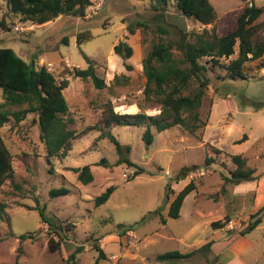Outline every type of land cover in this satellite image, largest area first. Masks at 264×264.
Wrapping results in <instances>:
<instances>
[{"label":"rangeland","instance_id":"1","mask_svg":"<svg viewBox=\"0 0 264 264\" xmlns=\"http://www.w3.org/2000/svg\"><path fill=\"white\" fill-rule=\"evenodd\" d=\"M90 1L83 17L60 15L43 24L14 18L9 30L0 27V47L12 48L25 60H36L57 80L69 79L63 90L71 119L67 128L77 132L63 158H47L35 114L28 113L19 122L11 117L0 127L11 154V171L0 185V264H96V239L104 254L98 264H264V212L257 213L264 205V55L245 63L246 78H229L221 67L209 72L194 132L179 124L160 132L152 126L153 140L146 144L140 125L105 127L102 123L106 103L119 113L139 109L149 115L159 113L157 103L142 94L141 66L159 38H176L179 26L223 35L235 28L245 5H264V0H209L217 18L205 25L182 16L174 0H168L164 11L153 8L156 0ZM7 11V0H0V17ZM258 23L257 36L263 39L264 15ZM158 25L169 33H158ZM78 33H90V37L77 44ZM119 42L131 47L129 57L114 52ZM237 51L236 45L234 53L222 61L236 57ZM89 60L104 79V87L97 88L91 79L70 72L73 67L86 68ZM102 128L110 130L123 147L129 146V152L119 154L113 141L102 137ZM233 154L244 157L247 166L256 170L255 182L225 180L235 167L229 157ZM122 155L143 172L134 176V165L116 163ZM208 157L213 162L205 165ZM101 158H105L104 164H98ZM85 165L93 175L87 184L71 170ZM192 165L198 168L172 180L181 168ZM169 180L173 192L189 180L196 184L184 198L178 218L166 216ZM109 186L114 190L108 199L95 205L94 198ZM59 187L67 188L68 193L51 197L49 190ZM36 205L44 207L50 222L64 227L57 251L48 249V237L58 236L41 221ZM159 212L166 218L164 224ZM225 214L230 220L214 229L211 223L222 221ZM257 216L260 223L239 235L247 221ZM118 225L133 228L119 236L122 227ZM22 233L30 236L20 239ZM210 239L209 248H202ZM175 250L193 254L167 261L155 259Z\"/></svg>","mask_w":264,"mask_h":264},{"label":"trees","instance_id":"2","mask_svg":"<svg viewBox=\"0 0 264 264\" xmlns=\"http://www.w3.org/2000/svg\"><path fill=\"white\" fill-rule=\"evenodd\" d=\"M168 0H156L153 8L164 11ZM8 11L0 17V27L10 29L9 23L14 18L22 22L32 21L36 24H43L54 20L60 15L73 17H83L85 9L91 4L90 0H7ZM176 9L182 16L191 17L201 24H211L217 14L209 0H174ZM264 15V5L251 3L245 5L237 17L236 26L231 31L217 35L203 29L200 32L190 31L177 27L176 38H159L154 42L149 51L142 59V73L144 77V87L142 94L148 99L157 103L160 110L157 115H149L139 109L135 113H119L113 110L110 103H106L103 110L102 123L105 127L112 125H140L143 127L142 138L146 144L153 140L151 127L160 132L175 125H181L189 132H194L198 125L194 121L199 119L198 108L201 105L202 97L209 84V72L214 67H221L229 78H246L244 65L248 61L257 60L264 55V38L257 36L259 27L258 20ZM158 33H169L162 25L156 28ZM133 32V29H129ZM90 37V33H78L76 35L77 44L82 43ZM67 38H63L64 43ZM237 45V56L228 59ZM114 52L122 57L131 55V47L124 42L114 45ZM174 51H177L176 54ZM209 61H202V58ZM128 67V65H125ZM75 77L91 79L97 88L105 86L103 78L99 77L92 61L86 68L73 67L70 71ZM117 78V77H116ZM69 85L68 78L57 80L53 73L46 69L44 65H38L36 60L30 61L22 58L10 47H0V90L2 100L0 101V127L11 117L16 122L24 119L26 114H35V122L38 126L40 139L44 144V156L51 158H63L71 149V141L76 138V130L68 129L67 124L71 122L68 116L69 104L63 94V90ZM190 121V122H189ZM102 130V137H109L116 146L119 154L128 153L129 146L123 147L110 130ZM245 136L239 141L243 140ZM217 151L219 149H216ZM234 164V169L230 172V180L235 184L241 182H255L258 176L254 168L248 167L246 160L239 154L229 155ZM105 158H101L98 164H104ZM126 163L134 165V176L143 172V168L135 165L126 155H122L116 163ZM213 162V158H206L205 165ZM198 168L196 165L181 168L179 173L172 180L178 181L186 177L190 171ZM71 170L76 174V178L83 184L93 180V175L89 165L83 167H73ZM11 171V154L0 134V185ZM171 180L167 183L165 196L166 216L178 218L180 208L184 198L188 193L196 189L193 180H189L181 189L173 192L170 188ZM114 186L107 187L103 192L94 198V204L104 203ZM170 190V192H169ZM65 187L51 188V197L68 193ZM173 192V193H172ZM169 193L172 197L169 200ZM41 221L47 224L48 229H54L58 238L48 237L47 246L49 251H57L60 248V231L64 227L55 225L45 216L44 207L36 205L34 207ZM3 211V204L0 203V215ZM264 212V205L257 213ZM160 214L161 223H165L166 218ZM256 214H252L254 217ZM1 217V216H0ZM230 220L225 214L224 219L215 220L211 223L214 229L221 228ZM261 218L257 216L254 220L247 221L244 228L238 234L242 235L255 228L260 223ZM73 225V224H71ZM122 225H118V227ZM132 225L122 227L119 236L130 233ZM121 229V228H120ZM52 231V230H51ZM50 231V232H51ZM28 233L20 234V239L29 237ZM99 241V240H98ZM94 241L93 248L97 251L96 264L104 257L103 251ZM213 241L210 239L202 245L208 249ZM81 248L71 253V258L75 256ZM193 254V251L181 253L178 251H167L158 254L157 261H167L173 258H184ZM76 264V263H71Z\"/></svg>","mask_w":264,"mask_h":264},{"label":"built area","instance_id":"3","mask_svg":"<svg viewBox=\"0 0 264 264\" xmlns=\"http://www.w3.org/2000/svg\"><path fill=\"white\" fill-rule=\"evenodd\" d=\"M46 69L49 70L47 67H46ZM123 176H124V177H127V175H126L125 173L123 174Z\"/></svg>","mask_w":264,"mask_h":264}]
</instances>
